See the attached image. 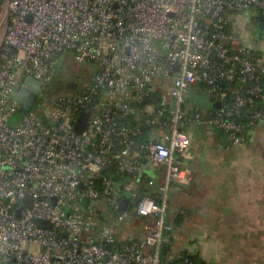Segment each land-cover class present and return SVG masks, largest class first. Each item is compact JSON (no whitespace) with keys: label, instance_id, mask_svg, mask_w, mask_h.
<instances>
[{"label":"built area","instance_id":"1","mask_svg":"<svg viewBox=\"0 0 264 264\" xmlns=\"http://www.w3.org/2000/svg\"><path fill=\"white\" fill-rule=\"evenodd\" d=\"M253 8L264 17V0H0V264H164L171 191L194 182L187 127L239 145L264 121L261 55L235 24ZM66 54L98 67L83 92L13 123L24 81L44 90ZM196 87L219 109L189 115ZM146 171L157 196L125 195Z\"/></svg>","mask_w":264,"mask_h":264},{"label":"crops","instance_id":"2","mask_svg":"<svg viewBox=\"0 0 264 264\" xmlns=\"http://www.w3.org/2000/svg\"><path fill=\"white\" fill-rule=\"evenodd\" d=\"M235 24L260 53L264 68L261 15L253 8ZM193 95L187 113L209 114L210 105L200 102L202 94ZM187 132V167L194 182L171 191L169 260L182 263L189 255L204 264H264V121L249 129L239 145L211 128L191 126Z\"/></svg>","mask_w":264,"mask_h":264},{"label":"rangeland","instance_id":"3","mask_svg":"<svg viewBox=\"0 0 264 264\" xmlns=\"http://www.w3.org/2000/svg\"><path fill=\"white\" fill-rule=\"evenodd\" d=\"M97 71L98 67L93 63H79L75 60L72 55H63L56 68V77L54 82L51 85L46 86L45 89L42 90V95L33 110L38 111L43 117L46 116L49 112H52L54 109V106L50 104L51 99H54L60 95H72L73 93L81 94L87 82L92 79V77L97 73ZM75 82L78 86V92L67 91V87L71 83ZM155 86H157L159 90L162 91V88L164 90H167L171 86V83L167 80H159L155 83ZM197 95L198 94H196L195 96L193 95V98H197ZM202 96L203 97L200 102H202V104L206 103L209 106V97L203 93ZM192 105H195L193 101ZM22 117L23 114L17 112L12 118V122L15 123L17 121H20ZM131 182L134 185L133 189L135 192L139 191L140 186L138 183H135L130 179H126L123 182L125 184V195H129L133 199V194L131 192V188L129 187V183Z\"/></svg>","mask_w":264,"mask_h":264},{"label":"water","instance_id":"4","mask_svg":"<svg viewBox=\"0 0 264 264\" xmlns=\"http://www.w3.org/2000/svg\"><path fill=\"white\" fill-rule=\"evenodd\" d=\"M55 73H54V76H55ZM34 84L37 86L36 92H33L31 87H30L31 85H34ZM41 90H42V84L40 82L34 80L33 78H27L24 81V84L21 87V90H20V92L17 96V99H16V101L19 105V112L20 113H22L24 115H27L30 113V111L33 109L34 105L36 104V101L38 99V96H39ZM67 90L77 91L78 90L77 83L76 82L71 83L67 87ZM219 107H220V104H218V103H215L212 105V108L215 110L219 109ZM87 121H88V114L87 113H81V115L77 121V124H76V131L78 134H82L84 132L86 125H87ZM130 177H133V175L130 174ZM147 194H148V190H145L144 192H142V194L138 197L137 200L138 201L142 200V198L147 196ZM20 203L23 206V208L30 207L32 204L31 197H27L24 201H21ZM128 203H129L128 200L124 199L122 201L120 209L122 211H126ZM136 205H137V203H136ZM18 214H19V212H18ZM39 223L41 226H43L45 222L39 221ZM48 228H51V225L48 224Z\"/></svg>","mask_w":264,"mask_h":264},{"label":"trees","instance_id":"5","mask_svg":"<svg viewBox=\"0 0 264 264\" xmlns=\"http://www.w3.org/2000/svg\"><path fill=\"white\" fill-rule=\"evenodd\" d=\"M260 14V13H259ZM261 15V14H260ZM262 17V16H261ZM262 19L264 20V17H262ZM201 88V87H200ZM70 91V90H69ZM71 92H76V91H71ZM78 92V90H77ZM201 94L200 92V89L198 87H196L194 90H193V94L196 95V94ZM73 94H77V93H73ZM192 94V95H193ZM260 104V102H259ZM211 110H213L212 107H210ZM203 114V113H202ZM204 115V114H203ZM250 129V128H249ZM248 129V130H249ZM222 134H224L223 132H220ZM225 135V134H224ZM226 136V135H225ZM151 172L150 171H146L142 176H141V181L139 182V189H140V192L142 194V192H144L145 190H148L149 194L152 196V197H156L157 194H158V188H157V185L155 187H150L149 186V182L150 180L152 179L151 178ZM128 179L131 178L130 175L127 176ZM169 210H170V205H169ZM171 231V230H170ZM170 231H168L166 233V241H167V237L169 236L170 234ZM169 254H170V245L167 244V242H165L164 244V247H163V250H162V262L164 264H204L202 262H200L198 259H196L195 257H192V256H189V255H186L183 260H182V263L180 262H177V261H173V260H169Z\"/></svg>","mask_w":264,"mask_h":264},{"label":"flooded vegetation","instance_id":"6","mask_svg":"<svg viewBox=\"0 0 264 264\" xmlns=\"http://www.w3.org/2000/svg\"><path fill=\"white\" fill-rule=\"evenodd\" d=\"M30 87H31V89H32L33 92H36V91H37V86H36L35 84H34V85H31ZM67 91H69V90H67ZM41 95H42V91L40 92V94H39V96H38V99H37L36 103L39 101ZM35 105H36V104H35ZM35 105H34V106H35Z\"/></svg>","mask_w":264,"mask_h":264}]
</instances>
